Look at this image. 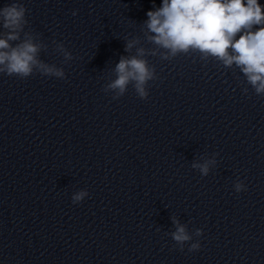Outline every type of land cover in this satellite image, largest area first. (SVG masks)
Returning a JSON list of instances; mask_svg holds the SVG:
<instances>
[{
  "label": "clouds",
  "instance_id": "clouds-1",
  "mask_svg": "<svg viewBox=\"0 0 264 264\" xmlns=\"http://www.w3.org/2000/svg\"><path fill=\"white\" fill-rule=\"evenodd\" d=\"M28 9L21 0L0 7V74L26 80L39 73L41 76L66 79L62 67L49 64L40 58L48 45L38 33L26 30ZM78 10L72 12L77 15ZM142 23L143 41L140 36L125 38L124 51L111 71L115 78L102 88L111 93L113 100L123 97L132 86L141 100L149 98V82L159 79L148 57L159 56L171 61L179 55L195 54L202 62L214 61L225 69H239L246 85L257 96L264 97V5L259 0H162L159 7L147 13ZM144 43L152 45L145 47ZM55 51L63 56V62L74 59L62 42L53 41ZM248 94L249 88L244 87ZM219 153L201 156L191 162L202 177H207L218 161ZM234 191H247L239 178L233 182ZM89 193L86 189L74 192L72 203L80 204ZM174 231L171 236L180 251L187 245L188 252L201 248L199 238L203 230L189 232L188 226L175 216L170 217Z\"/></svg>",
  "mask_w": 264,
  "mask_h": 264
}]
</instances>
